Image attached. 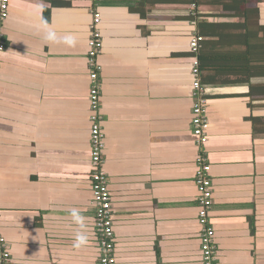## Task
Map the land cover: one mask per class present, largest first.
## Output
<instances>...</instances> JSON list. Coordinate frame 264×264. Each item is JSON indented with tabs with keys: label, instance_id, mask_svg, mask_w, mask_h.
I'll return each mask as SVG.
<instances>
[{
	"label": "crops",
	"instance_id": "0c3cea01",
	"mask_svg": "<svg viewBox=\"0 0 264 264\" xmlns=\"http://www.w3.org/2000/svg\"><path fill=\"white\" fill-rule=\"evenodd\" d=\"M242 1L10 0L0 20V231L11 264H101L88 75L96 7L117 264H203L190 50L202 25L216 264H264V0ZM41 20L76 45L45 42ZM74 207L94 218L79 249Z\"/></svg>",
	"mask_w": 264,
	"mask_h": 264
},
{
	"label": "built area",
	"instance_id": "2783aa9c",
	"mask_svg": "<svg viewBox=\"0 0 264 264\" xmlns=\"http://www.w3.org/2000/svg\"><path fill=\"white\" fill-rule=\"evenodd\" d=\"M99 6L102 0H87ZM195 7V5H193ZM10 15V0H0V20L5 21ZM102 15L99 8L93 11V21L90 26L88 75L90 80V150H91V183L93 201L96 207L95 228L102 250L101 264H117L116 245L114 238V209L110 192L109 178L104 170L105 164V136L101 119V84L102 67L99 57L102 54L104 39L100 32ZM204 41L196 34L190 41V50L194 55L192 75L193 88L196 92V102L192 109V130L197 138L199 157L197 165L196 185L198 187L199 223L201 225V250L203 264H216L217 246L215 231L210 223V213L214 205V187L210 176L211 165L208 161L207 143L209 141V119L207 114V90L202 83V73L199 63V52ZM6 42L0 38V68L1 55L6 51ZM0 264H11L9 244L0 231Z\"/></svg>",
	"mask_w": 264,
	"mask_h": 264
},
{
	"label": "clouds",
	"instance_id": "9594fccd",
	"mask_svg": "<svg viewBox=\"0 0 264 264\" xmlns=\"http://www.w3.org/2000/svg\"><path fill=\"white\" fill-rule=\"evenodd\" d=\"M39 31L43 33L45 42L50 44H60L67 47H73L77 43V37L73 33H66L60 35L57 31L46 21L41 20L38 26ZM69 215L73 225H75L72 247L79 249L85 246L90 239V223L94 218L82 214L79 208H71Z\"/></svg>",
	"mask_w": 264,
	"mask_h": 264
},
{
	"label": "trees",
	"instance_id": "16d2710c",
	"mask_svg": "<svg viewBox=\"0 0 264 264\" xmlns=\"http://www.w3.org/2000/svg\"><path fill=\"white\" fill-rule=\"evenodd\" d=\"M183 2H184L183 4H194L197 7L198 6H202V5L210 4V0H183ZM244 2H245V0H243L241 3H244ZM234 5H232V3L225 4L226 8H229V9H233ZM256 11L258 12V10H256ZM202 26H200L199 35L201 37H203L204 41L202 42V46L200 48V52H199L198 58H199L201 73H205V72L210 70V68H211V66H210L211 63L210 62H213V59L210 58L211 56H210V54H208L209 52L208 53L205 52L206 38L209 37V35L207 33L205 34L204 27L201 28ZM229 57L230 56H228V55H221V56H218L215 59H218L219 61H227ZM215 69L218 70V67L215 66Z\"/></svg>",
	"mask_w": 264,
	"mask_h": 264
}]
</instances>
